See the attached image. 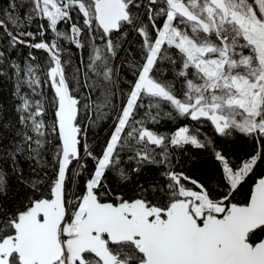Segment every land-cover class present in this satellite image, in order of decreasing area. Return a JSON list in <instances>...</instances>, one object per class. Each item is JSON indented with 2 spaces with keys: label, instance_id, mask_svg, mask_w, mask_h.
I'll list each match as a JSON object with an SVG mask.
<instances>
[{
  "label": "trees",
  "instance_id": "trees-1",
  "mask_svg": "<svg viewBox=\"0 0 264 264\" xmlns=\"http://www.w3.org/2000/svg\"><path fill=\"white\" fill-rule=\"evenodd\" d=\"M54 1L57 13L48 16L42 0H0V241L16 240L22 224L33 216L35 204L51 199L56 180L60 92L51 59L32 48L41 42L58 57L77 112L75 156L69 157L64 180L66 206L71 199L65 220L70 227L76 205L88 193L100 202L139 203L150 218L163 217L175 201H189L183 194L188 191H201L209 201L220 202L224 213L231 205L245 204L254 181L263 174L264 92L254 130L240 122L217 132L208 119L194 118L181 106L218 96L201 93L202 78L185 52L162 41L148 77L163 93L139 90L104 160L114 126L101 135L119 106L126 105L147 59L146 44L157 39L169 8L166 0H122L126 19L116 31L104 33L95 22L92 0ZM237 50L230 55L235 66L241 55L249 54ZM228 65L226 72L234 67ZM222 89L215 84L213 91ZM210 102L214 103L209 106L220 109V98ZM179 129L192 140L174 142ZM144 131L158 142L141 137ZM263 234L264 225L250 232L247 240L254 243ZM103 240L102 251L68 256V264H140L143 260L133 243ZM6 264L42 263L10 254Z\"/></svg>",
  "mask_w": 264,
  "mask_h": 264
},
{
  "label": "water",
  "instance_id": "water-1",
  "mask_svg": "<svg viewBox=\"0 0 264 264\" xmlns=\"http://www.w3.org/2000/svg\"><path fill=\"white\" fill-rule=\"evenodd\" d=\"M166 2L170 10L184 19L201 23V19L184 3ZM208 2L221 12L223 18L227 16L224 0ZM92 3L95 22L104 33L116 31L119 22L127 17L122 0H92ZM32 48L47 53L57 77L59 113L64 116L56 127L61 151L51 199L35 204L33 217L22 224L14 242L0 241V264H6L10 254L28 262L54 264L63 255L102 251L105 246L103 238L111 243L131 242L136 245L143 258L140 264H264V234L254 243L247 240L250 232L264 225V168L262 176L254 181L245 204L231 205L222 217L204 215L200 221L193 216L189 202L185 200L173 202L162 218L150 219L141 211L130 212L127 205L100 202L89 193L75 228L65 231L60 239L59 230L67 216L64 180L69 157L75 156L74 121L77 112L58 57L45 42L32 45ZM141 86L148 94L163 93L158 84L147 78L142 80ZM181 109L191 110L194 118L208 119L217 132L228 126L221 113L210 112L205 104L195 101L182 105ZM116 119L101 136L115 125ZM260 131L264 134V122ZM141 137L150 143L158 142L149 131H144Z\"/></svg>",
  "mask_w": 264,
  "mask_h": 264
},
{
  "label": "rangeland",
  "instance_id": "rangeland-1",
  "mask_svg": "<svg viewBox=\"0 0 264 264\" xmlns=\"http://www.w3.org/2000/svg\"><path fill=\"white\" fill-rule=\"evenodd\" d=\"M42 1L43 11L46 15L52 16L57 13L54 0ZM174 1L182 2L190 8L201 19L200 26L198 27L197 23H191L172 10H168L167 17L157 32V39L146 44L147 59L126 105L120 107L121 115L118 116L111 131L103 156L104 160L108 159L132 108V103L139 90L142 89V80L149 79L148 72L162 41L171 43L185 52L190 63L202 78L199 88L201 93L218 96L217 98L212 97L210 101L220 98L221 107L216 111L229 118L228 124L236 125L242 122L244 127L253 130L258 126L257 120L261 118L262 111L261 95L264 92V0H224L227 10L225 18L208 0ZM237 48L247 50L249 54L241 55V62L235 66L234 63H231L230 55L238 51ZM228 63L231 64L230 67H234L226 72L225 66L229 67ZM224 71L225 73H223ZM215 84L223 88L222 93L213 91ZM206 100L201 103L207 105L214 103L208 101L207 97ZM186 140L192 139L186 135L184 130H177L174 142ZM183 194L189 196L190 210L196 218L201 219L207 214L221 215L220 217L225 215L223 205L220 202L209 201L201 191H188ZM85 200L86 196L75 207L72 214L74 225L70 227L67 222H64L60 236L65 231L75 228L76 221L84 212ZM69 203L71 204V199H69ZM128 206L130 212L141 211L148 217L150 216V213L143 209L139 203H132ZM151 212L153 215L157 213L156 211ZM152 218L159 217L156 215ZM21 221L24 220L21 219ZM64 264H68V256H66Z\"/></svg>",
  "mask_w": 264,
  "mask_h": 264
},
{
  "label": "built area",
  "instance_id": "built-area-1",
  "mask_svg": "<svg viewBox=\"0 0 264 264\" xmlns=\"http://www.w3.org/2000/svg\"><path fill=\"white\" fill-rule=\"evenodd\" d=\"M65 261H66L65 256H63V258L60 260V264H64Z\"/></svg>",
  "mask_w": 264,
  "mask_h": 264
},
{
  "label": "flooded vegetation",
  "instance_id": "flooded-vegetation-1",
  "mask_svg": "<svg viewBox=\"0 0 264 264\" xmlns=\"http://www.w3.org/2000/svg\"><path fill=\"white\" fill-rule=\"evenodd\" d=\"M188 111H190L191 113H192V111L191 110H188ZM210 111V110H209ZM212 111V110H211ZM193 116V115H192ZM76 129V128H75ZM76 132V131H75ZM76 134V133H75ZM33 217V216H32ZM160 218V217H159ZM162 218V217H161ZM199 221H200V219H199Z\"/></svg>",
  "mask_w": 264,
  "mask_h": 264
}]
</instances>
